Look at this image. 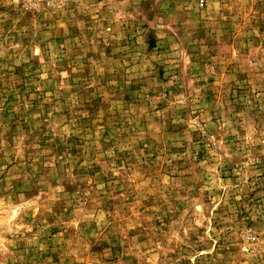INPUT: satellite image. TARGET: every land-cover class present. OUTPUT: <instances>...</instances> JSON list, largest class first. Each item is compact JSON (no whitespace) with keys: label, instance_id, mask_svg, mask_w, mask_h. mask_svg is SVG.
<instances>
[{"label":"rangeland","instance_id":"obj_1","mask_svg":"<svg viewBox=\"0 0 264 264\" xmlns=\"http://www.w3.org/2000/svg\"><path fill=\"white\" fill-rule=\"evenodd\" d=\"M0 264H264V0H0Z\"/></svg>","mask_w":264,"mask_h":264},{"label":"built area","instance_id":"obj_2","mask_svg":"<svg viewBox=\"0 0 264 264\" xmlns=\"http://www.w3.org/2000/svg\"><path fill=\"white\" fill-rule=\"evenodd\" d=\"M18 4L29 8L38 7L42 4L57 3L59 0H16ZM207 0H196V4L199 8H203L206 5Z\"/></svg>","mask_w":264,"mask_h":264}]
</instances>
